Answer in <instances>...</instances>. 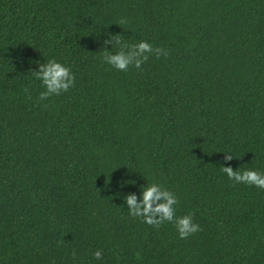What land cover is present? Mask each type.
Wrapping results in <instances>:
<instances>
[{"label": "trees", "instance_id": "1", "mask_svg": "<svg viewBox=\"0 0 264 264\" xmlns=\"http://www.w3.org/2000/svg\"><path fill=\"white\" fill-rule=\"evenodd\" d=\"M108 34L170 55L118 71ZM50 59L75 86L40 101ZM222 166L264 173V0H0V264H264V189ZM154 182L202 231L129 216Z\"/></svg>", "mask_w": 264, "mask_h": 264}, {"label": "clouds", "instance_id": "2", "mask_svg": "<svg viewBox=\"0 0 264 264\" xmlns=\"http://www.w3.org/2000/svg\"><path fill=\"white\" fill-rule=\"evenodd\" d=\"M126 22L122 18L118 23L122 25ZM108 35L109 39L104 41L105 47L102 54V62L107 63L118 71L126 72L130 66L140 69L141 65L149 59V55H155L157 59L162 55L165 58L170 55L167 50L161 47L154 48L147 41H140L129 45L119 34ZM109 44L113 46V49H118V51H108L106 46ZM32 73L36 79L42 82V86L45 88V91L39 94L38 99L40 101L46 100L51 96H58L75 86L74 73L67 66L57 62L55 59H50L46 63L39 64L38 71ZM225 154L226 160L234 158L230 153ZM221 170L234 183H243L248 186L264 189V173L256 170L234 171L231 167L224 166L221 167ZM129 183L132 182L130 181ZM140 193L139 199L135 194L123 197L131 218H139L141 222L157 230L165 222L173 223L180 239H187L189 236L202 231L201 226L193 222L194 213L177 217L176 205L179 201L173 192L167 190L161 184L154 182L150 185H145L143 189H140ZM75 255V252H73V259ZM93 256L95 259H102V250L95 251Z\"/></svg>", "mask_w": 264, "mask_h": 264}]
</instances>
